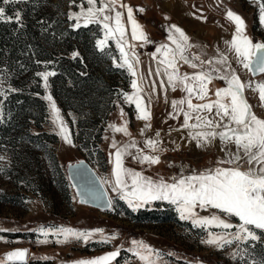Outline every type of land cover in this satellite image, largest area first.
<instances>
[{
  "label": "rangeland",
  "instance_id": "obj_1",
  "mask_svg": "<svg viewBox=\"0 0 264 264\" xmlns=\"http://www.w3.org/2000/svg\"><path fill=\"white\" fill-rule=\"evenodd\" d=\"M182 18L167 13L163 0H122L133 8V15L149 37L150 43L131 39V25L126 23V39L133 47L129 58L134 64L133 76L127 65L122 63L115 40L109 39L104 50L96 46L97 39H103L100 25L89 24L74 28L76 21L69 19V13L87 8L86 0H27L0 6L5 7L6 15L14 16L21 12L23 27L14 20L0 21V69L4 73V89H19L10 92L3 101V122H0V259L16 249H26L24 264H76L80 260L93 259L121 249L113 264H142L128 251L133 239L143 240L161 254L157 264H251L252 259L264 257V235L256 243L234 241L222 250L201 243L208 231L223 232L220 228L207 230L194 227L191 220H182L176 206L167 201H155L139 209L130 208L119 192H113V163L110 153L113 139L119 146L135 140L138 148L145 153L159 155L158 164H141L131 156L125 158V166L142 172L146 177L159 180L178 175L181 169H204L223 157L221 145L215 142L207 148H198L189 142L187 130L179 128L183 115L169 118L173 111L171 101L180 99L185 93L173 91L167 86L166 77L155 75L157 59L152 53L167 40L168 26L177 25L190 36L194 43L203 38L214 44L216 49H225V40H231L235 25L227 18V10L239 14L246 23V34L253 42H264V24L260 23L258 6L254 0H182ZM143 8L140 12L138 9ZM116 9L127 11L119 4ZM114 15V13H113ZM167 17V18H166ZM74 51L79 56L72 57ZM135 52L139 63L131 53ZM232 67L244 82H251L244 95L258 117L264 118V106L259 99L256 85L264 82V74L254 77L251 71L238 63L234 53H229ZM113 57L116 58L114 63ZM39 61V63H37ZM51 62V63H48ZM152 75H149V71ZM55 71L56 75L44 81L37 72ZM180 71H196L180 62ZM144 79L141 80L140 77ZM165 87H160V80ZM137 80L144 89L145 100L151 95L148 105L151 111V127L141 133L145 121L137 119L134 104L124 98V93L132 94V81ZM156 82V90L151 89ZM222 81V80H221ZM225 81L219 88L226 87ZM209 89L214 90L212 83ZM216 89V88H215ZM50 94L60 110L72 144L64 141L59 127L52 122L49 101L44 97ZM212 99L213 95L210 92ZM199 101L193 99V103ZM186 107V106H185ZM123 109L124 115H121ZM127 122L130 136L115 132L109 125L120 126ZM169 129H172L169 133ZM160 132L161 147L167 151L153 153L145 147L144 141L155 138ZM172 141L176 143L173 144ZM179 145V148L176 145ZM129 151L135 153L136 148ZM80 159L94 160L97 173L104 181L113 205L103 211L79 202L69 180L67 166ZM171 165V166H170ZM130 183V181H129ZM199 211V210H198ZM215 211V210H211ZM200 211V215H209ZM232 223H238L233 219ZM65 226L78 230L103 229L104 235L116 234L108 243H101V235L96 233L89 241L70 239L49 234L45 237L38 230L41 227ZM235 231V229L227 230ZM258 234L259 231H258ZM46 241V242H44ZM61 241V242H58ZM248 248L250 255L241 259L232 253H242ZM152 259H156L155 255ZM8 264H21L8 261Z\"/></svg>",
  "mask_w": 264,
  "mask_h": 264
},
{
  "label": "snow or ice",
  "instance_id": "obj_2",
  "mask_svg": "<svg viewBox=\"0 0 264 264\" xmlns=\"http://www.w3.org/2000/svg\"><path fill=\"white\" fill-rule=\"evenodd\" d=\"M22 2L27 0H0L2 5ZM86 3L87 8L81 5L80 12L69 13V19L76 21L73 27L80 28L81 21L85 27L89 24L100 25L103 30V39L96 40L97 48L103 51L109 39L115 40L122 61L116 66L127 65L129 71L135 76L134 64L129 58V52L125 51V45H128L130 50L133 47L126 39V23L131 25L132 40H140L144 43L151 41L143 30V26L135 19L133 8L122 3V0H86ZM254 3L258 6L260 23L264 24V0H254ZM118 4L127 11L126 22L124 13L116 9ZM138 11L143 12L144 9L140 8ZM226 15L235 25V30L231 40L224 41L225 49L217 48L215 55L209 56L204 51V46L192 43L184 30L174 24L168 26L167 40L170 44L161 43L152 53V57L157 59L158 64L155 75L166 77L167 86L173 91L179 89L185 93L180 99L171 101L173 111L169 113V118L177 119L181 114L183 115V123L175 130H187L186 138L189 142L194 141L198 148H207L218 141L224 156L217 158L211 167L198 170L187 169L185 166L178 175L170 177L169 180L163 177L153 180L151 177L144 176L142 172L126 167L125 158L131 156L138 163L151 165L158 164L160 156L145 153L142 148L137 147L134 139L123 146H119L113 139L111 147L115 149V152L109 154L110 158L114 157V160L110 159V163H113L112 176L114 177L112 190L119 192L120 199L125 200L134 210L151 202L167 201L176 206V211L182 220H191L194 227L205 230L213 227L225 230L223 232L208 231L207 238L202 239L201 243L222 250L226 245L239 241L250 244V247L255 249L256 243L261 242L264 235V118L255 114L252 105L245 97L244 91L252 86L251 82L246 83L241 80L232 67L229 53L235 54L236 61L242 64L243 68L251 72L264 73V42H253L246 34V23L239 14L227 10ZM13 20L23 27L20 11H16L14 16H9L6 15L5 7L0 6V21ZM193 48L200 51L192 52ZM71 55L76 58L80 54L74 51ZM131 55L135 58V63H139L135 52ZM113 61L116 62L115 57ZM180 62L196 71L182 73ZM5 72L6 69H0V97L7 99L10 92L20 90L13 87H9L7 91L4 89ZM152 74L150 70L149 75ZM55 75V71L36 73V76L43 79L45 89L49 87V77ZM140 79L143 80L144 77L141 76ZM214 79L225 81L227 86L209 89V84ZM131 86L135 92L123 95L127 102L135 105L138 112L137 119L146 122L141 129L143 134L145 129L151 127V111L148 107L151 103V95L146 101L142 95L144 89L137 80H133ZM160 87H165L163 79L160 80ZM151 89L153 92L156 90L155 81L152 82ZM255 90L258 91L259 99L264 106V82L257 84ZM210 92L215 99L210 97ZM44 99L49 101L52 122L59 127V134L66 143L72 144L71 135L63 123L56 102L50 94ZM193 99L199 102L193 103ZM2 105L3 101L0 100V122H3ZM121 115H124L123 109H121ZM109 127L115 132L130 136L127 122L120 126L109 125ZM171 131L172 129H169V133ZM159 137L160 132L157 131L155 138L144 141L145 147L153 153L167 151L161 147L162 141ZM172 143L176 142L172 141ZM176 147L179 148V145L177 144ZM131 148H136L137 151L135 153L129 151ZM78 174L83 178V173L79 170ZM81 195L101 199L105 194L92 186H87L86 191ZM80 202L88 201L81 199ZM107 204L111 206L112 201L108 200ZM200 211H209L210 214L202 216ZM233 219L238 223H232ZM231 229L235 231H227ZM38 231L45 237L50 233L62 236L63 242H68L70 239L87 242L96 233L101 235V243H108L116 238V234L104 235L103 229L78 230L65 226L47 228L42 226ZM131 245L128 251L132 252L142 264H157L161 258L160 252L143 240L133 239ZM120 252L121 249L117 248L93 259L77 261L76 264H113ZM26 254V249L8 252L4 259H0V264H8V261H19L24 264ZM154 255L156 259H152ZM231 255L233 259L237 255L243 259L250 253L248 248H245L242 253L234 252ZM251 264H264V257L260 260L252 259Z\"/></svg>",
  "mask_w": 264,
  "mask_h": 264
},
{
  "label": "water",
  "instance_id": "obj_3",
  "mask_svg": "<svg viewBox=\"0 0 264 264\" xmlns=\"http://www.w3.org/2000/svg\"><path fill=\"white\" fill-rule=\"evenodd\" d=\"M251 74L254 77H258L263 75L264 73L251 72ZM78 170L79 172L83 173V178L81 177V175L78 174ZM67 172L69 180L74 188L79 202L81 201V199H85L88 201L86 203L80 202L81 204L94 207L103 211H107L112 207L113 202L111 206L107 204V201H112V199L104 181L97 173V171L92 167V165L88 162V160L80 159L78 161L69 163L67 166ZM87 186H92L94 189L103 192L105 194L104 197L101 199H96L90 195L82 196L81 194L86 191Z\"/></svg>",
  "mask_w": 264,
  "mask_h": 264
},
{
  "label": "crops",
  "instance_id": "obj_4",
  "mask_svg": "<svg viewBox=\"0 0 264 264\" xmlns=\"http://www.w3.org/2000/svg\"><path fill=\"white\" fill-rule=\"evenodd\" d=\"M163 1H164L163 3L164 8L167 13H171V14L174 13V16H176V18H182L181 16H182V13L184 12L183 8L185 6L182 0H163ZM191 42L194 43L193 41ZM195 44L204 46V51L207 52L209 56L215 55V47L213 43H210L203 38H199ZM191 51L198 53L200 49L193 48L191 49ZM221 82L222 81L219 79H214L211 83H212L213 88L215 89V88H219V85H221ZM213 98L215 99L214 95H213Z\"/></svg>",
  "mask_w": 264,
  "mask_h": 264
},
{
  "label": "built area",
  "instance_id": "obj_5",
  "mask_svg": "<svg viewBox=\"0 0 264 264\" xmlns=\"http://www.w3.org/2000/svg\"><path fill=\"white\" fill-rule=\"evenodd\" d=\"M86 160H87V159H86ZM88 162L92 165V167H93L96 171L98 170L94 160H90V159H88ZM100 177H101V176H100Z\"/></svg>",
  "mask_w": 264,
  "mask_h": 264
}]
</instances>
